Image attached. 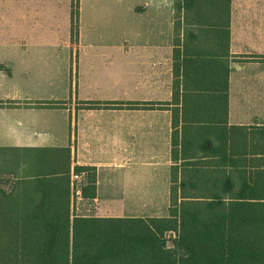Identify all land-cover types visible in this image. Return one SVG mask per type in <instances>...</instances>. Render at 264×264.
<instances>
[{
  "label": "crops",
  "instance_id": "0c3cea01",
  "mask_svg": "<svg viewBox=\"0 0 264 264\" xmlns=\"http://www.w3.org/2000/svg\"><path fill=\"white\" fill-rule=\"evenodd\" d=\"M109 5L113 17L104 18L102 8ZM121 7L118 0H79L78 35L72 40L71 0H0V153L36 155L69 148L70 173L75 166L95 168L94 197L81 195L85 175L79 193L70 190L71 220L114 224L117 219L169 217L171 110L180 115L183 100L187 110L205 105L218 118L226 94L228 127L264 129V0H229L228 37L222 27L205 32L182 18L174 35V0H133L128 10L124 8L130 24L122 33L114 27ZM110 20L112 32H107ZM60 29L66 33L60 34ZM201 94L206 99L194 101ZM7 101L14 103L8 106ZM47 101L65 104H25ZM90 101L171 104L153 109L82 108L80 102ZM250 143L257 146V154L258 145L264 147L257 138ZM259 158L247 157L248 170L250 161L254 171L264 170L263 156ZM17 162L20 172L28 164ZM229 179L234 187L219 192L226 212L233 202L251 204L249 209L240 207L239 237L247 238L243 218L250 211L256 215V239L262 236L264 251V196L262 188L259 195L258 181L256 197L249 199L236 177L223 182L197 178L194 183L203 186L204 194L195 192L199 197L191 200H209L203 197L212 196V185L227 186ZM42 199L58 198L8 193L3 213L12 218L29 215L25 202ZM178 254L184 256L183 251Z\"/></svg>",
  "mask_w": 264,
  "mask_h": 264
},
{
  "label": "trees",
  "instance_id": "16d2710c",
  "mask_svg": "<svg viewBox=\"0 0 264 264\" xmlns=\"http://www.w3.org/2000/svg\"><path fill=\"white\" fill-rule=\"evenodd\" d=\"M79 0H71L70 33L77 38L79 24ZM193 22L202 31H218L221 27L228 37L229 0H174V35L179 21ZM225 28V30H224ZM216 118L214 109L205 105H193L187 110L185 100L181 102L180 115L172 111L170 205L169 217L165 219H117L114 224L108 220L70 219V150L55 149L37 153L34 162L36 171L31 175L14 176L16 182L0 179V264H263V238L256 239V215L243 218L247 221V238L239 237L240 207L250 203L229 204L226 212L222 195L232 189L229 179L224 183H214V191L206 201H193L195 192L203 193V186H197L195 179H214L223 182L225 177L241 180L249 199L256 197L257 181L264 196V170L254 171L247 157L263 156L264 147L247 145V141L257 138L263 141L264 129L228 127L227 108ZM201 94L194 98L197 103L205 100ZM176 102L174 85L173 99ZM14 102L7 101L8 106ZM0 101V106H3ZM34 106L63 107L64 101L34 102ZM85 109H153L166 108L171 103H113L80 102ZM174 104V103H172ZM203 113L206 117H202ZM220 115V114H219ZM208 158H212L209 160ZM201 159H205L204 163ZM196 160V161H195ZM1 161V159H0ZM5 162V161H4ZM1 161L2 164H4ZM1 167V166H0ZM3 167V166H2ZM5 167V166H4ZM16 168V169H15ZM3 168V174L22 175L19 171ZM74 173H84L86 186L81 190L83 198L94 197L95 168L75 166ZM12 183L8 191L5 186ZM239 190V191H240ZM41 195L38 202H25L23 208L29 215L9 217L4 200L8 193ZM246 194V193H244ZM180 219V234L178 221ZM261 222V218H260ZM174 232V237H166ZM210 232V233H209ZM194 236V237H193ZM170 242L171 246L167 243ZM179 251L184 256H179Z\"/></svg>",
  "mask_w": 264,
  "mask_h": 264
},
{
  "label": "rangeland",
  "instance_id": "374dc122",
  "mask_svg": "<svg viewBox=\"0 0 264 264\" xmlns=\"http://www.w3.org/2000/svg\"><path fill=\"white\" fill-rule=\"evenodd\" d=\"M2 1H11V0H2ZM103 3H110L112 0H100ZM122 3V7H121V15H120V22L118 23V20L115 21V30L122 32V33H126L128 32V28H129V24H130V17L125 13V10H128L129 6L131 5V3L133 2V0H118ZM124 6V7H123ZM110 7V8H109ZM109 7L106 8H102L103 11V17L104 18H111L113 17L112 12V5H109ZM125 8V10H124ZM79 12V11H78ZM13 16V14L11 15V17ZM30 17V16H28ZM111 24L110 26H106L107 28V32H112V21L110 20ZM79 27V24H78ZM60 34L62 33H66L65 30H59ZM42 32H48L47 29H43ZM4 156V164L1 163L0 161V170H3V168H7L9 170H13L15 167H19L18 164V160H25L28 164L25 166L24 170H26L22 175L19 174H14L12 175H7V174H3L0 176V179H8L11 182H16V179H14V176L16 175L18 178L23 176V175H31L36 171L37 165L34 162V158H36L35 154H31V153H25V154H1L0 153V159H2V157ZM3 166V167H2ZM5 166V167H4ZM16 169V168H15ZM85 175V174H84ZM12 186V183H10L9 185L5 186L4 189L6 191L9 190V188Z\"/></svg>",
  "mask_w": 264,
  "mask_h": 264
},
{
  "label": "built area",
  "instance_id": "2783aa9c",
  "mask_svg": "<svg viewBox=\"0 0 264 264\" xmlns=\"http://www.w3.org/2000/svg\"><path fill=\"white\" fill-rule=\"evenodd\" d=\"M83 179H84V173L71 172L69 174L70 190H72L75 194H78Z\"/></svg>",
  "mask_w": 264,
  "mask_h": 264
}]
</instances>
